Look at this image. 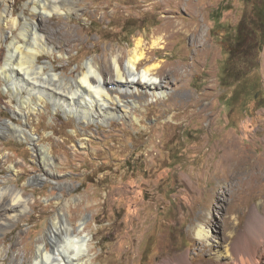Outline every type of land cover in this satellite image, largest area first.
<instances>
[{"label":"rangeland","instance_id":"obj_1","mask_svg":"<svg viewBox=\"0 0 264 264\" xmlns=\"http://www.w3.org/2000/svg\"><path fill=\"white\" fill-rule=\"evenodd\" d=\"M11 6L20 17L31 12L27 0H0V65L13 40L11 23L3 18ZM76 7L71 16H46L53 19L43 32L58 51L39 61L50 58L58 72L70 76L87 60L143 38L150 64L159 65L156 75L171 92L101 122L60 108L53 112L47 101L46 111L31 115L27 124L39 144L51 147L55 163L46 177L35 179L43 171L32 145L0 131V187L16 185L28 201L20 217L0 231L2 261L33 260L59 202L86 224L88 264H225L214 253L230 232L226 224L242 229L253 206L264 210V174L253 190L245 189L224 179L219 161V147L231 140L249 159L264 160V46L257 70L222 83L227 48L248 2L78 0ZM157 36L165 47L150 50ZM58 44L65 46L62 54ZM177 66L182 74L175 81ZM4 83L0 76V125L9 118L23 123L12 113L15 100ZM214 185L226 188L223 201L210 195ZM198 222L209 230L203 239L191 229ZM52 244L47 240L48 249ZM200 248L205 253L194 255ZM258 254L264 259L263 244Z\"/></svg>","mask_w":264,"mask_h":264},{"label":"bare ground","instance_id":"obj_2","mask_svg":"<svg viewBox=\"0 0 264 264\" xmlns=\"http://www.w3.org/2000/svg\"><path fill=\"white\" fill-rule=\"evenodd\" d=\"M77 2L78 0H27L31 10L29 14L17 16L12 6L10 10L6 8L3 12V18L11 23L10 30H7L13 35L10 45L14 51L11 47L7 50L8 55L0 65V76L6 81L4 84L10 92L11 100H15L12 113L23 123L9 118V121L1 123L0 131H9L32 145L33 154L43 171L35 175V179L50 174L48 166L55 163L51 147L39 144L40 136L35 137V133L27 126L31 115L46 111L44 107L47 101L52 103L53 112L60 108L64 113L74 114L83 121L101 122L110 117L130 115L136 107L141 106L143 100L166 98L171 92L167 91L168 87L162 78L156 75L159 65L150 64L153 58L147 56L149 50H146L143 38H138L131 48H122L120 51L112 48L107 54L102 52L99 59L87 60L70 76L63 74V70L58 72L50 58L39 61L40 55H53L57 50V42L49 39L43 32L46 21L53 19V16L49 19L46 16L53 13L74 15L78 11ZM66 31V36L73 38L71 31ZM163 40V36L152 38L150 50L164 48ZM58 45L62 54L65 46ZM143 64L145 66L139 70ZM105 69H108L106 74ZM172 73L175 81L182 74L178 66L173 68ZM231 141L219 147L223 177L230 183L237 180L240 187L253 190L264 174V160L249 159L245 151L235 141ZM80 143V147L86 146L84 142ZM225 193L226 188L219 185H214L210 191V195L217 199L222 196V201ZM27 206V197L22 188L13 184L0 187V231L6 232L7 227L20 217ZM220 208L222 209L221 206ZM76 215V212L68 213L64 204L58 202L47 231L38 241L33 260L26 262L12 257L8 264L90 263L86 224L82 219L75 220ZM225 227L230 232L224 237V243L217 246L218 253H214L216 261L225 264H264L261 261L263 255L258 254L259 245H264V210L253 206L242 229L236 223L233 226L227 223ZM191 229L201 239L209 231L199 222L193 223ZM210 239L215 238L211 236ZM47 240L53 243L51 249L47 247ZM205 251L200 248L194 255H203ZM4 252L5 249L0 247V264H5L2 261Z\"/></svg>","mask_w":264,"mask_h":264},{"label":"trees","instance_id":"obj_3","mask_svg":"<svg viewBox=\"0 0 264 264\" xmlns=\"http://www.w3.org/2000/svg\"><path fill=\"white\" fill-rule=\"evenodd\" d=\"M250 6L243 12L227 48L222 83L237 82L259 67L264 46V0H246Z\"/></svg>","mask_w":264,"mask_h":264}]
</instances>
